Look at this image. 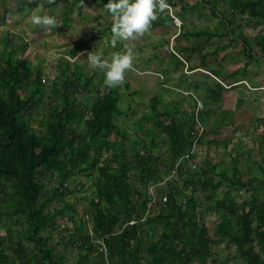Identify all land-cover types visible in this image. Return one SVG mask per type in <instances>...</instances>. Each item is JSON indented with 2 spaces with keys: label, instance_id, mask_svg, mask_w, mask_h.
I'll list each match as a JSON object with an SVG mask.
<instances>
[{
  "label": "trees",
  "instance_id": "1",
  "mask_svg": "<svg viewBox=\"0 0 264 264\" xmlns=\"http://www.w3.org/2000/svg\"><path fill=\"white\" fill-rule=\"evenodd\" d=\"M203 1L215 9L213 2ZM57 2L67 4L68 0ZM39 3H20L19 12ZM227 3L232 15L224 21L225 31L241 42L250 62L264 58V34L252 39L243 34L244 29H264V0ZM237 18L241 22L238 26L234 24ZM198 35L208 40L222 37L217 32ZM6 57L0 74V223L6 229L5 235L0 233V264H66L64 251L68 248L81 254L78 264H84L94 251L101 264H227L214 253V248L223 244L235 248L239 264H264V194L256 192L244 202L233 198V189L255 182L241 183L236 157L226 169L206 166L195 172L187 169L194 160L186 161L187 165L179 168L178 179L162 190L168 196L169 209L159 211L158 205V213L141 223L149 185L172 171L193 144V128L187 130L175 120L180 114L176 106L161 111L160 99L153 98L151 115L140 120L133 138L117 123L125 115L119 107L120 90L106 87L103 79V91L95 89L90 102L89 117L80 112L75 95L81 92L86 96L93 78L83 79L78 72L76 78L66 79L62 92L55 89V106L49 108L39 132L28 116L45 94L41 72L35 74L29 59H20L14 51ZM217 84L218 91L204 93L205 111L194 115L204 128L215 114L212 108L222 104L228 93ZM148 124L150 128H146ZM211 142L205 130L202 145H221ZM162 145L167 149L166 162L159 155ZM104 153L110 154L107 164L101 162ZM218 169L222 180L213 186L211 175ZM80 175L92 181L91 213L84 220L76 212L79 200L74 204L67 200L75 192L62 189L65 183H73L78 185L76 190L85 191L87 187L74 181ZM45 179L54 180V187L49 189ZM209 187L213 191L207 198L214 205L202 199ZM221 187L226 191L219 199L216 196ZM55 203L58 206L53 207ZM203 207L214 208L219 216L213 237L201 222L199 211ZM65 218L73 224V235H64L60 240L64 244L54 246L51 233L57 232L58 220ZM130 222L135 224L126 226ZM15 223L25 226L22 233L11 228ZM100 239L108 249L106 255L95 245Z\"/></svg>",
  "mask_w": 264,
  "mask_h": 264
},
{
  "label": "rangeland",
  "instance_id": "2",
  "mask_svg": "<svg viewBox=\"0 0 264 264\" xmlns=\"http://www.w3.org/2000/svg\"><path fill=\"white\" fill-rule=\"evenodd\" d=\"M31 1L35 0H0V74L11 51L20 59L28 58L35 74L41 72L45 94L40 106L28 116L37 131L42 130V121L49 108L55 106V89L62 92L66 79L69 76L76 78L78 72L83 79L93 78L86 96L79 92L74 99L80 112L89 117L95 89L103 91V72L89 66L86 61L89 53L94 51L110 62L114 55L123 54L131 48L134 57L132 68L126 71L124 81L115 86L121 93L119 107L125 113L117 119L119 126L136 138L133 130L140 125L143 117L151 115V100L157 97L161 111L176 106L180 113L176 115V122L185 124L187 130L192 129L194 115L198 111H205L204 93L218 91V82L228 93L222 104L213 107L215 117L206 122L205 130L213 137H209L213 143L218 140L221 145L226 142L227 147L229 144L231 146L223 148L219 145L211 150L207 144H203V149L207 147V155L204 158L203 152L198 154V170L206 166L226 169L236 157L241 183L245 184L248 179H255V182L250 186L232 188L233 198L244 202L256 192L264 194V92L261 91L264 87V58L260 56L250 62L241 42L230 38L225 31L224 21L232 15L228 0H217L216 4L214 0H206L211 4L213 2L215 9L203 0H167L169 6L156 12L157 19L148 31L132 39L116 38L115 42L110 28L113 19L106 10L105 0H68L67 4H56V0H39L38 6L32 9L25 7L19 12L20 3ZM34 14L55 16L56 27L34 25L31 22ZM234 24L238 26L241 22L237 18ZM199 32H217L222 37L208 40L205 36H199ZM260 33L264 34V29L258 32L243 30L249 39ZM254 54L257 56L259 53L255 51ZM245 63H250L246 69ZM208 68L213 69L214 73L207 71ZM233 84L240 85L234 88ZM245 111L251 114L250 118ZM230 115L236 123L241 120L245 127H237L232 133L228 128L235 126ZM146 128H150V125H146ZM161 140H165V137L162 136ZM160 149L159 155L166 162V146L162 145ZM227 169L229 171L230 168ZM220 170L211 175L215 178L213 186L222 180L218 178ZM45 181L49 189L54 187L52 179ZM74 181L87 189L80 192L76 190L78 185L70 184V190L75 193L67 200L70 204H74L75 199L79 200L76 212L84 220L91 213L88 200L93 196L92 181L85 175L77 176ZM212 188H208L202 199L206 204L214 205L207 198ZM225 191L226 187H221L216 197L221 199ZM186 193L190 194L191 189ZM55 206L58 205L55 203ZM199 213L201 222L206 223L213 237L218 214L214 208L206 207ZM57 225V232L51 233V244L54 246L64 244L60 242L64 235H73V224L67 218L59 219ZM11 228L22 233L25 226L15 223ZM0 233L6 234L1 223ZM25 244L31 247L29 243ZM214 253L224 263L240 262L235 248L226 244L215 247ZM64 254L66 264H78L81 254L77 250L68 248ZM99 260L94 251L84 264H101Z\"/></svg>",
  "mask_w": 264,
  "mask_h": 264
},
{
  "label": "clouds",
  "instance_id": "3",
  "mask_svg": "<svg viewBox=\"0 0 264 264\" xmlns=\"http://www.w3.org/2000/svg\"><path fill=\"white\" fill-rule=\"evenodd\" d=\"M168 6L167 0H108L105 7L113 19L111 33L114 42L116 38L127 40L142 35L157 19L156 12ZM31 22L45 27L57 25V19L53 15L34 14ZM133 59L132 50L129 48L123 54L114 55L110 62L103 60L94 51L88 54L86 61L90 67L103 72V83L106 87H115L124 81L126 71L132 68Z\"/></svg>",
  "mask_w": 264,
  "mask_h": 264
},
{
  "label": "built area",
  "instance_id": "4",
  "mask_svg": "<svg viewBox=\"0 0 264 264\" xmlns=\"http://www.w3.org/2000/svg\"><path fill=\"white\" fill-rule=\"evenodd\" d=\"M243 83H245V82H243ZM254 91H258V90L255 89ZM261 91L264 92V87L261 89ZM194 121H195L194 122L195 125H194L193 131H192V134L194 136L193 144L188 149L187 154L177 162V164L174 166V169L172 171H170L167 175L161 176V178H159L158 182H153L149 185L148 190H147V197H148L147 206L145 207L146 210L142 213L143 218H142L141 223H143L148 218H151V217H153V215L158 213V208H157L158 205H161V208L159 209V211L163 210V209H166V210L169 209L168 196H166V194H164L162 192V190H163V188H166V185L170 181L178 179L180 166L187 165L185 162L193 159L194 162H192L187 167V169L192 171V172H195L198 170V159H199L198 154L203 152L204 158H206L207 147H205L203 149L202 147H204V146H202V144H201V140L203 138L205 128L202 127V125L199 123L197 118L194 119ZM108 160H110V154L104 153L101 162L103 164H107ZM69 187H70L69 184L65 183L63 185L62 189L64 190V189H67ZM134 224H135V222H130L126 226H128V225L131 226ZM87 228H88L90 236L93 237L92 226L90 224H88ZM95 245H96L98 251L100 252V254H104V255L107 254L108 249L106 248V244L104 243V240L100 239V240L96 241Z\"/></svg>",
  "mask_w": 264,
  "mask_h": 264
},
{
  "label": "crops",
  "instance_id": "5",
  "mask_svg": "<svg viewBox=\"0 0 264 264\" xmlns=\"http://www.w3.org/2000/svg\"><path fill=\"white\" fill-rule=\"evenodd\" d=\"M230 36V38H232V36L231 35H229ZM233 39V38H232ZM200 68V67H199ZM207 71H211L212 73H214V70L213 69H211V68H208V69H206ZM214 75V74H213ZM239 80V79H238ZM233 82V81H232ZM228 84V83H227ZM234 85V84H233ZM237 85V84H236ZM237 87H239V85L237 86ZM235 88V87H234ZM212 110H213V108H212ZM213 112H215L214 110H213ZM245 113H246V115L250 118V113L248 114V111H245ZM213 118L215 117V115H213L212 116ZM230 120H232V125L233 126H235L234 128H232V127H230V128H228L229 130H231V132L233 133V132H235V130L237 129V127L238 128H242V127H245V124L244 123H242V121L241 120H239L238 121V123H236L235 121H234V118L230 115ZM238 124V125H237ZM247 126H249V125H246V127ZM232 128V129H231ZM209 136V135H208ZM229 136V135H228ZM210 138H213V137H211V136H209ZM231 138V137H230ZM215 139H216V137H215ZM211 140H214V139H211ZM230 140V139H229ZM218 141V140H217ZM216 141V142H217ZM214 142H215V140H214ZM218 144V143H217ZM208 146L211 148V150H213V148L214 147H216V145H215V143H214V145L213 144H211V145H209L208 144ZM229 146H231V144H229ZM228 146V147H229ZM222 168V167H221ZM224 169V168H223ZM251 174V173H250ZM251 176H253V175H251ZM250 181V179H248V180H246V182H249Z\"/></svg>",
  "mask_w": 264,
  "mask_h": 264
}]
</instances>
